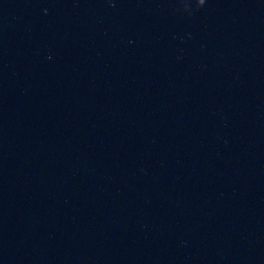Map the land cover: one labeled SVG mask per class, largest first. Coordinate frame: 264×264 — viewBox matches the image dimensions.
Instances as JSON below:
<instances>
[{
  "label": "water",
  "instance_id": "1",
  "mask_svg": "<svg viewBox=\"0 0 264 264\" xmlns=\"http://www.w3.org/2000/svg\"><path fill=\"white\" fill-rule=\"evenodd\" d=\"M0 264H264V0H0Z\"/></svg>",
  "mask_w": 264,
  "mask_h": 264
}]
</instances>
